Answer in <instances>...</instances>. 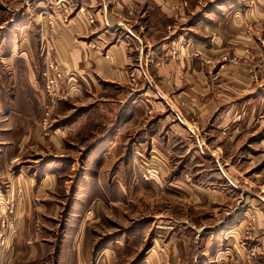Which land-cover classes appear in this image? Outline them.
I'll return each mask as SVG.
<instances>
[{"label": "crops", "instance_id": "crops-1", "mask_svg": "<svg viewBox=\"0 0 264 264\" xmlns=\"http://www.w3.org/2000/svg\"><path fill=\"white\" fill-rule=\"evenodd\" d=\"M65 1L0 0V17L5 19L0 21V33L5 28V33L13 36L6 47L8 53L0 54V82L11 81L18 86L19 82L42 81L43 71L54 61L64 73L59 84L67 96L56 110L59 117L52 124V137H42L40 141L32 138V148L53 143L60 153L51 157L67 158L69 145H96L93 159L98 161L104 156L113 160L123 147L121 158L142 159L144 154L150 155L152 148L162 147L165 139L167 143L169 137L161 132L157 137L151 136L147 129L153 126L152 122L129 120L137 106L146 113H196L203 122L209 114L225 109L238 98L264 103V0H76L75 12L64 23L60 18ZM175 4L179 8H173ZM48 16L57 17L54 30ZM35 34L41 43L33 41ZM173 45L180 50L177 56L170 54ZM3 46L0 44V49ZM48 48H53L52 53H47ZM2 67L9 68L6 74L11 77H2ZM19 67L25 69L21 71ZM180 102L181 108L177 104ZM183 122L170 124L175 134ZM232 129L235 137L240 129L234 125ZM176 136L181 138L167 145L176 149L177 144L184 142V147H189L186 150L193 149L187 133ZM233 140L236 144L237 139ZM250 161L255 174L264 177V137L256 141ZM50 169L45 162L38 168V177L42 178L36 186L39 193L46 192L44 182L51 178ZM20 175L10 181L9 173L5 174L4 178L11 182L8 193L16 187L22 192L33 189L32 182L26 185ZM234 188L241 194L256 193L250 187ZM178 190L192 193L193 187L185 185ZM26 198H20L19 205L28 209L30 202ZM246 205L250 210L252 203ZM234 210L241 213L238 207ZM240 217L236 215L239 226L245 229L248 225ZM254 225L249 236L258 250L253 256L231 258L222 250L219 231L207 234L205 225L195 230V225L186 224L192 230L176 240L168 239L166 251L155 257L159 262L145 256L138 264H264V216ZM43 238L38 235L35 240L44 241ZM178 243L184 245L180 256ZM106 248L93 252L94 262L107 257ZM70 252L60 249L59 260ZM73 254L77 259L74 264H85L82 251L74 249ZM0 264H12L11 255L0 250Z\"/></svg>", "mask_w": 264, "mask_h": 264}, {"label": "rangeland", "instance_id": "rangeland-1", "mask_svg": "<svg viewBox=\"0 0 264 264\" xmlns=\"http://www.w3.org/2000/svg\"><path fill=\"white\" fill-rule=\"evenodd\" d=\"M71 1L76 10L78 2ZM56 18L49 17L53 30ZM2 20L5 19L0 17ZM5 31L3 28L0 33L3 56L13 40ZM247 32L250 34L251 28ZM33 41L41 43L40 36L35 34ZM52 50L48 48L47 53ZM170 54H180L178 45H173ZM61 69L54 61L43 71L42 81L19 82L18 86L11 81L0 82V250L11 255L12 264H74V249L82 251L85 264H138L145 256L159 262L155 257L166 251L168 239L176 240L192 230L186 224L195 225V230L205 225L207 234L219 231L222 250L231 258L255 255L258 246L249 235L256 220L264 216V177L255 174L250 152L256 151V141L264 137V103L238 98L225 109L209 114L203 122L196 113L193 117L180 110L146 113L137 106L129 120L152 122L147 129L151 136L161 132L169 137L167 143L166 139L162 141V147L152 148L150 155L121 158L120 147L113 160L104 156L97 161L93 159L96 145L72 144L65 151L67 158L51 157L60 153L58 147L41 143L43 148H32L30 140L52 137V126L59 117L56 110L67 96L59 84L64 75ZM6 73L9 68L2 67V77H11ZM128 75L135 79L133 73ZM177 104L179 108L183 105ZM173 121L189 125L183 122L175 134L170 126ZM232 125L240 129L235 137ZM182 133H187L193 149L186 150L189 147H184V142L176 149L167 145L181 138L176 135ZM233 139H237L236 144ZM44 162L51 168V178L44 182L46 192L39 193L36 186L42 178L38 177V168ZM7 172L10 181L22 173L21 181L26 185L32 182L33 189L23 190L26 194L16 187L8 193L11 182L4 178ZM31 175L34 178L27 177ZM185 185L193 187V192L178 190ZM234 185L250 187L256 193L241 194ZM214 189L225 192L219 194ZM25 197L30 202L28 209L19 205L20 198ZM245 204L250 205V210ZM234 207L241 213H234ZM239 214L248 225L245 229L239 226ZM228 222L231 225L227 226ZM38 235L44 241L35 240ZM106 246L107 257L94 262L93 252ZM60 249L71 252L59 260ZM183 250L184 245L178 243L177 255H182Z\"/></svg>", "mask_w": 264, "mask_h": 264}, {"label": "built area", "instance_id": "built-area-1", "mask_svg": "<svg viewBox=\"0 0 264 264\" xmlns=\"http://www.w3.org/2000/svg\"><path fill=\"white\" fill-rule=\"evenodd\" d=\"M72 3H74V2H72L71 0L65 1L66 6L64 7V10L62 12V17L60 18V20L63 21L64 23H66L67 20H69L71 12L73 11L74 5ZM52 21H53V19H52ZM234 59H236V57H234Z\"/></svg>", "mask_w": 264, "mask_h": 264}]
</instances>
